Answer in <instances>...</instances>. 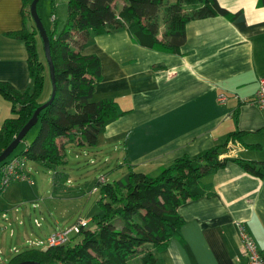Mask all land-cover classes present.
I'll return each mask as SVG.
<instances>
[{
    "label": "crops",
    "instance_id": "obj_1",
    "mask_svg": "<svg viewBox=\"0 0 264 264\" xmlns=\"http://www.w3.org/2000/svg\"><path fill=\"white\" fill-rule=\"evenodd\" d=\"M256 2L217 0L237 15L190 20L180 54L141 46L125 29L73 35L78 41L74 48L99 57L102 79L92 100L112 98L117 103L122 115L107 126V132L116 139L124 137L119 138L126 142L122 154H127L125 163L134 170L156 174L176 157L193 156L223 143L232 131L246 132L243 141L258 145L246 148L241 142H228L221 157L261 162L263 176L234 161L216 170L212 195L178 207L184 224L161 252V264H243L238 223L264 249V159L251 155L264 148V116L252 100L258 79L264 77V6ZM23 13V0H0V83L19 91L30 87L28 51L17 33L24 22L30 30L32 22ZM220 94L226 95L223 104L217 102ZM10 114V104L0 94V124ZM24 172L29 175L25 165ZM19 212L18 207L9 209L6 226H0L8 230V237L21 242L8 247L12 254V248H21L27 238H43L53 230L28 234L37 216L22 211V218ZM35 228L41 229L42 222ZM5 240L0 232L2 255Z\"/></svg>",
    "mask_w": 264,
    "mask_h": 264
},
{
    "label": "trees",
    "instance_id": "obj_2",
    "mask_svg": "<svg viewBox=\"0 0 264 264\" xmlns=\"http://www.w3.org/2000/svg\"><path fill=\"white\" fill-rule=\"evenodd\" d=\"M31 1L23 0V18L27 16L32 21L31 29H27L24 22L17 33L28 51L30 87L19 91L0 83V94L8 100L11 112L0 124V153L51 94L48 64L45 56L40 57L36 40L39 33L29 12ZM120 1L121 6L115 9L116 0H66V23L59 32L55 28L47 32L56 93L52 102L38 114L36 135L16 155L52 170L53 193L67 188L68 175L63 170L67 162L62 152L64 148L94 147L98 135L122 115L112 98L92 100L95 86L102 79L100 60L95 54H82L78 50L80 47L74 48L78 43L74 33L96 36L125 29L141 46L180 54L185 26L190 20L216 15L234 18L237 15L220 7L217 0ZM256 5L264 6V0H257ZM160 10H163L162 20L167 23L164 38L159 37L157 24ZM46 77L50 81L48 97L40 100L45 92ZM245 133L229 132L223 143L193 156L176 157L161 166L156 174L136 171L129 162L125 163L127 172L120 178L113 181L102 178L96 183L94 189L100 194L96 203L101 213L88 219L92 226L72 235V242L66 245L47 250L25 249L13 254L5 264L25 260L44 264H161V252L184 224L178 207L187 201L212 195V175L216 170L223 168L227 161H234L251 173L263 176L261 162L221 157L226 153L229 141L241 142L246 148L257 147L243 141ZM123 144L126 145L125 140ZM126 159L125 153V162Z\"/></svg>",
    "mask_w": 264,
    "mask_h": 264
},
{
    "label": "rangeland",
    "instance_id": "obj_3",
    "mask_svg": "<svg viewBox=\"0 0 264 264\" xmlns=\"http://www.w3.org/2000/svg\"><path fill=\"white\" fill-rule=\"evenodd\" d=\"M121 4L120 0H116L113 6L118 9ZM52 6L54 7L53 11L51 10ZM37 13L48 33L53 28H55L56 32H59L66 23L67 2L66 0H54L52 5V0H39ZM162 16L163 10H160L157 24L159 36L164 38L167 23L162 20ZM36 40L40 57L43 59L44 52L39 34L36 35ZM155 53L159 55L158 52ZM133 55L136 56V53ZM49 87L50 81L46 77L45 92L40 100H45L48 97ZM217 102H219L218 96ZM38 128V125L32 127L11 155L24 149L26 144L34 138ZM109 129H105L98 135V140L94 147L79 149L67 146L64 148L62 152L67 162L63 170L68 175L65 183L67 188L58 193L52 192V170L41 163L25 160V171L29 172V179L32 183L24 180L11 182L4 188L0 185V226H4V222H6L2 217V213L7 214L6 211L14 207L20 208L19 215L22 218H24L22 211L27 212V215L29 213L32 217H43V220L42 218L40 219L42 222L41 229L28 226L27 233L33 236L40 235L43 231L48 232L51 229L72 225L78 219H90L93 214L101 213V209L96 203L100 197L98 189H94L96 183L102 178L107 181H113L127 172L122 154L126 147L123 144L124 141L120 142L119 139L124 137L116 139L114 133L107 132ZM103 133H107L109 137L106 138ZM59 144L62 145L63 143L59 141ZM251 153H253L251 155L264 159V148ZM33 204L38 205L34 210L30 208ZM26 221L29 222V220ZM92 225L90 222V226ZM0 232H4L6 239L4 243L5 254H0V264H3L6 262V257L14 254V252L13 254L8 252V247L20 245L21 242H17L10 236L8 237L7 229ZM17 232H20L19 227L16 229V234Z\"/></svg>",
    "mask_w": 264,
    "mask_h": 264
},
{
    "label": "built area",
    "instance_id": "obj_4",
    "mask_svg": "<svg viewBox=\"0 0 264 264\" xmlns=\"http://www.w3.org/2000/svg\"><path fill=\"white\" fill-rule=\"evenodd\" d=\"M257 86L258 87L252 100L253 103L261 110L264 116V77H260L258 79ZM218 101L219 103L223 104L226 101V95H218ZM24 161L25 159L22 156L14 154L9 156V158H7V160L0 165L1 187H6L8 184L14 181H31L29 179V175L25 174L24 172ZM36 206V204L32 205L33 208ZM13 209L17 211V207H14ZM2 217L5 219V221L9 220V216L5 213H2ZM32 221L35 227L41 226V221L37 217L33 218ZM19 223H22V221H19ZM89 226L90 220L78 219L72 225L53 229L43 238H27L21 248L13 247L12 252L17 253L21 249L30 248L47 250L49 247L66 245L72 242V235L78 234L81 232V230L87 229ZM237 226L243 264H264V249H259L257 247L242 224L238 223Z\"/></svg>",
    "mask_w": 264,
    "mask_h": 264
},
{
    "label": "water",
    "instance_id": "obj_5",
    "mask_svg": "<svg viewBox=\"0 0 264 264\" xmlns=\"http://www.w3.org/2000/svg\"><path fill=\"white\" fill-rule=\"evenodd\" d=\"M38 1L39 0L31 1L30 6H29V12H30V16L35 24V27L42 41L43 52H44V56H45L46 62L48 64V69H49V77L51 81V94H50V98L45 103L38 106L34 110L30 119L22 126V128L19 130L17 135L13 138V140L1 151L0 162H3L11 155V153L18 146V144L22 141L23 137L27 134V132L36 124L38 120L39 112L52 102L55 96V93H56L55 69H54V64H53L51 52H50L49 37L37 13ZM15 264H44V263L34 261V260H25V261H21Z\"/></svg>",
    "mask_w": 264,
    "mask_h": 264
},
{
    "label": "bare ground",
    "instance_id": "obj_6",
    "mask_svg": "<svg viewBox=\"0 0 264 264\" xmlns=\"http://www.w3.org/2000/svg\"><path fill=\"white\" fill-rule=\"evenodd\" d=\"M35 25V24H34Z\"/></svg>",
    "mask_w": 264,
    "mask_h": 264
}]
</instances>
